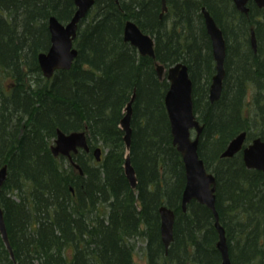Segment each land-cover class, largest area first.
<instances>
[{
	"label": "trees",
	"instance_id": "1",
	"mask_svg": "<svg viewBox=\"0 0 264 264\" xmlns=\"http://www.w3.org/2000/svg\"><path fill=\"white\" fill-rule=\"evenodd\" d=\"M166 3L160 17L161 0H95L78 24L71 67L45 78L37 56L50 46L48 19L68 21L73 0H0V166L7 165L0 205L13 253L0 236V264H135L136 238L145 242L147 264H220L212 211L194 200L181 208L183 162L164 105L169 83L157 77L155 61L188 66L193 112L203 125L198 154L216 178L215 206L231 262L264 264V172L246 168L239 153L220 157L241 130L247 142L264 140V7L249 1L245 14L231 0ZM203 6L226 42V77L215 102L207 97L215 67ZM127 18L153 37L154 58L123 40ZM134 88L128 154L136 190L123 175L120 127ZM252 105L262 111L260 121L248 116ZM57 128L86 129L90 152L72 155L82 174L51 153ZM96 146L99 161L91 153ZM236 162L240 170L233 175L244 183L228 187L223 169ZM161 204L175 214L167 250L159 233Z\"/></svg>",
	"mask_w": 264,
	"mask_h": 264
},
{
	"label": "water",
	"instance_id": "2",
	"mask_svg": "<svg viewBox=\"0 0 264 264\" xmlns=\"http://www.w3.org/2000/svg\"><path fill=\"white\" fill-rule=\"evenodd\" d=\"M117 1V0H116ZM235 7L240 12L247 14V0H233ZM75 11L72 17L65 23H62L54 15L48 19V30L50 33V47L45 52H40L37 56L40 70L46 78H50L58 69H69L74 58L77 56V49L73 46L76 38L78 22L86 16L93 7L95 0H73ZM258 7H264V0H255ZM162 11L166 10L165 0H161ZM202 16L206 32L210 39L211 52L215 62V73L211 78L209 87V100L214 102L220 98L222 91V81L225 75L224 59L226 55V42L221 28L215 22L210 12L203 7ZM123 39L136 48L142 56L154 58V40L151 35L141 30L138 24L128 18L123 27ZM250 43L256 51V39L253 29L250 31ZM156 74L159 77L165 76L169 85L164 95V104L170 124L172 143L181 154L184 171L185 186L181 195V208L186 211V205L194 200L208 207L214 216V226L218 232L216 246L220 252L221 264H232L229 256L228 245L225 236V230L219 222L218 212L215 206V179L210 171L204 165V162L198 154V142L202 131V125L197 120L193 112L192 100V80L189 76L188 66L184 62H175L167 67L155 62ZM135 97L133 93L127 102L126 114L120 120V126L124 131V139L129 147L131 138V127L129 124L132 106L131 103ZM194 130L195 136L191 137V130ZM246 132L243 131L235 136L221 153V157H231L243 144ZM88 149L84 132H74L68 136L58 133L55 144L51 146L53 154L68 155L70 151L76 152L77 148ZM96 159L99 160L100 149L94 150ZM243 161L248 168H254L264 172V141L259 137L252 140L243 149ZM126 172L133 170L129 155L124 160ZM7 168L3 165L0 168V190L6 178ZM161 239L165 250L169 247L173 239L174 211L165 205L160 207ZM0 234L12 255V250L8 241L3 211L0 206Z\"/></svg>",
	"mask_w": 264,
	"mask_h": 264
},
{
	"label": "bare ground",
	"instance_id": "3",
	"mask_svg": "<svg viewBox=\"0 0 264 264\" xmlns=\"http://www.w3.org/2000/svg\"><path fill=\"white\" fill-rule=\"evenodd\" d=\"M232 1V3H233V5L235 6V4H234V1L233 0H231ZM249 1H252L255 5H257V3L255 2V0H247V2H246V6H248V2ZM258 6V5H257ZM203 7H205V6H203ZM202 7V8H203ZM202 8H201V11H202ZM206 8V7H205ZM207 9V8H206ZM202 13V12H201ZM162 15L163 14H161V12L159 13V16H161L162 17ZM255 34V33H254ZM255 39H256V35H255ZM249 44H250V46H251V43H250V35H249ZM256 48H257V39H256ZM157 75V74H156ZM157 77L159 78V79H161L162 77H159L158 75H157ZM210 84H211V81L209 82V85H208V90H207V97H208V100H209V87H210ZM135 94V88L133 89V91H132V94ZM132 94H131V96H132ZM131 96H130V98H131ZM130 98H129V100H130ZM135 98V97H134ZM128 100V101H129ZM127 101V102H128ZM133 101H134V99H133ZM133 101H132V103H133ZM132 103H131V106H132ZM127 104V103H126ZM125 107H126V105H125ZM125 107H124V109H123V115H122V117H121V119L123 118V116L126 114V110H125ZM131 117H132V113H131ZM131 117H130V121H129V124H130V127H131ZM243 131H245V130H241L240 132H238L237 134H235L232 138H230L228 141H227V143H226V145L235 137V136H237L239 133H241V132H243ZM62 133L63 135H65V136H68V135H70L71 133H74V132H84V133H86V129H81V130H71V131H68V132H66V131H63V130H61V129H59V128H57L56 129V132H55V137H54V139H57V137H58V133ZM53 139V140H54ZM122 144H123V148L125 147V154L124 155H128V153H129V149H130V145H131V138H130V145H129V147H127V145H126V140L124 139V134H123V136H122ZM85 152H90V149H87V150H84ZM91 153L93 154V150H91ZM243 161V160H242ZM131 163V162H130ZM243 164H244V166L246 167V168H248L246 165H245V162L243 161ZM3 165H6V164H3ZM2 165V166H3ZM132 165V164H131ZM2 166H0V168L2 167ZM229 166V165H228ZM228 166H225L226 168H224L223 169V173H224V179H226L228 176L230 177V180H231V182H230V184H229V186L228 187H231L232 185L234 186L235 184H237L238 185V187L240 186V185H243V183H244V181H243V179L240 177V176H238V175H233L234 173H236V172H238L239 170H240V168H239V164L236 162V163H233V164H231L230 165V167H228ZM121 167H122V170H123V175H124V177H125V179H126V181H127V183H128V185H129V187L132 189V190H136V188H137V184H138V173L136 172V170H135V168H134V166L132 165V167H133V170L132 171H130L129 173H127L126 172V166H125V163L123 162L122 163V165H121ZM6 168H7V165H6ZM142 168H144V167H142ZM183 169H184V166H183ZM207 169V168H206ZM79 170H80V172H81V174L83 173L82 172V169L79 167ZM212 173V172H211ZM212 175L214 176V179H215V192H216V184H217V182H216V178H215V175L212 173ZM6 176H7V174H6ZM224 179H223V182H224ZM233 179H234V182H233ZM5 180H6V178H5ZM4 180V181H5ZM144 181V180H143ZM145 182V181H144ZM185 182H186V178H185V171H184V186H185ZM184 186H183V189H184ZM183 189H182V192H183ZM0 192H1V190H0ZM134 192V195L136 196L137 195V193L135 192V191H133ZM182 192H181V195H182ZM162 205H165V204H161V205H159V207L157 208V214H158V217H159V224H160V222H161V211H160V207L162 206ZM1 206V205H0ZM167 208H170L169 206H167V205H165ZM2 208V207H1ZM171 209V208H170ZM2 211H3V209H2ZM90 217L91 218H93L94 217V213H92V214H90ZM159 233H160V238H161V232H160V225H159ZM161 242H162V239H161Z\"/></svg>",
	"mask_w": 264,
	"mask_h": 264
},
{
	"label": "rangeland",
	"instance_id": "4",
	"mask_svg": "<svg viewBox=\"0 0 264 264\" xmlns=\"http://www.w3.org/2000/svg\"><path fill=\"white\" fill-rule=\"evenodd\" d=\"M167 11H168V5L166 4V10L165 11H163V13L162 14H164V13H167ZM239 11V10H238ZM160 12H161V10H160ZM240 12V11H239ZM147 33V32H146ZM225 39V38H224ZM210 46H211V44H210ZM257 49V48H256ZM253 50V49H252ZM254 51V50H253ZM254 52H256V51H254ZM212 53V52H211ZM214 60V59H213ZM214 67H215V62H214ZM224 70H225V75H224V78H223V81H222V89H223V86H224V81H225V77H226V68H225V59H224ZM215 73V72H214ZM229 83H230V80H229V78L227 79V86H226V89L228 88V85H229ZM234 86V85H233ZM192 89H193V83H192ZM222 92V91H221ZM210 101V100H209ZM217 101V100H216ZM261 101V100H260ZM215 102V101H214ZM253 103H254V101H253ZM257 107L258 106H254V105H252L251 107H250V110H249V113H248V116H255V115H257V117H258V119H259V121H260V115H261V113H262V111L260 112L259 111V109H257ZM195 116H196V118H197V115L195 114ZM199 121H200V119H199ZM258 127H259V125H258ZM258 129V128H257ZM211 172V171H210ZM1 235V234H0ZM173 238H174V235H173ZM172 241H173V239H172ZM172 241H171V243H172ZM133 242H134V244H135V248H134V251H133V259H134V262H135V264H147V262H146V258H145V254H144V247H145V242L142 240V239H134L133 240ZM171 243H170V245H171ZM169 245V246H170ZM169 248V247H168Z\"/></svg>",
	"mask_w": 264,
	"mask_h": 264
},
{
	"label": "flooded vegetation",
	"instance_id": "5",
	"mask_svg": "<svg viewBox=\"0 0 264 264\" xmlns=\"http://www.w3.org/2000/svg\"><path fill=\"white\" fill-rule=\"evenodd\" d=\"M116 1V0H115ZM117 2V1H116ZM161 9H162V3H161ZM161 17V16H160ZM128 19V18H127ZM130 19H132V18H130ZM80 22V21H79ZM128 43V42H127ZM246 132V131H245ZM245 139H246V136H245ZM245 139H244V141H243V145H242V147L236 152V153H239V154H241V157H242V160H243V149L245 148V146H247L246 145V143H248L247 141H246V143H245ZM252 140V139H251ZM236 153H234V155L236 154ZM233 155V156H234ZM233 156H231V157H233ZM220 157H221V153H220ZM257 170V169H256ZM260 171V170H259ZM263 172V171H262Z\"/></svg>",
	"mask_w": 264,
	"mask_h": 264
}]
</instances>
